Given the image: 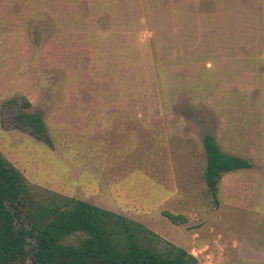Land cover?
Returning <instances> with one entry per match:
<instances>
[{"label": "rangeland", "instance_id": "374dc122", "mask_svg": "<svg viewBox=\"0 0 264 264\" xmlns=\"http://www.w3.org/2000/svg\"><path fill=\"white\" fill-rule=\"evenodd\" d=\"M22 111L42 116L40 138L17 126ZM208 133L252 163L216 197ZM0 151L62 195L111 183L99 204L201 264H264V0H0Z\"/></svg>", "mask_w": 264, "mask_h": 264}, {"label": "trees", "instance_id": "16d2710c", "mask_svg": "<svg viewBox=\"0 0 264 264\" xmlns=\"http://www.w3.org/2000/svg\"><path fill=\"white\" fill-rule=\"evenodd\" d=\"M25 105L30 102L23 98ZM19 125L40 138V114L22 111ZM49 145L52 141L46 137ZM204 176L216 197L224 173L252 164L224 152L212 134L204 137ZM175 224L187 216L170 211ZM82 235L78 243L67 241ZM30 239H34L32 247ZM0 264H201L198 257L145 224L74 196L34 186L0 151Z\"/></svg>", "mask_w": 264, "mask_h": 264}, {"label": "crops", "instance_id": "0c3cea01", "mask_svg": "<svg viewBox=\"0 0 264 264\" xmlns=\"http://www.w3.org/2000/svg\"><path fill=\"white\" fill-rule=\"evenodd\" d=\"M85 175H87L88 180H95V181L96 180H102V179H100V178L97 177L95 170L90 169V168H87L85 170ZM87 178H84L83 177V180H87ZM78 180H82V178L80 177ZM103 180H108V179H103ZM109 180H118V179L115 178L114 176H113V179H112V176H111V179H109ZM114 186L117 187V182L114 183ZM101 187H102L103 191L108 194L109 197L114 196L113 193H112L113 191H112V185H111V183H106V185L103 186V185H99L98 181H96L94 187L91 190L89 189V195L86 194L81 199L84 200V201H87L89 203H92V204H95V205H99L100 207H103V208L108 209L110 211L116 212L118 214L124 215L126 217L133 218L132 216L128 215V209H125V207H123L121 205V203L117 202L116 200H115V202H113V201H107V204H104V205L99 204L97 202V200H96V193L95 192L99 188L101 190ZM126 202L127 201H126V198H125V200L122 201V204L124 206H127L128 205L127 204L128 202L127 203Z\"/></svg>", "mask_w": 264, "mask_h": 264}, {"label": "flooded vegetation", "instance_id": "af4514ba", "mask_svg": "<svg viewBox=\"0 0 264 264\" xmlns=\"http://www.w3.org/2000/svg\"><path fill=\"white\" fill-rule=\"evenodd\" d=\"M20 114V113H19ZM18 114V115H19ZM18 115H17V117H16V119L19 121V119H18ZM209 134V133H208ZM207 135V134H206ZM215 138V137H214ZM245 159V158H244ZM252 164V163H251ZM251 168V167H250ZM242 169H246V168H242ZM238 170V169H237Z\"/></svg>", "mask_w": 264, "mask_h": 264}]
</instances>
